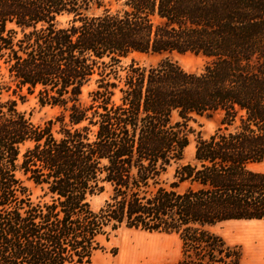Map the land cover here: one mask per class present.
Segmentation results:
<instances>
[{
  "label": "trees",
  "instance_id": "obj_1",
  "mask_svg": "<svg viewBox=\"0 0 264 264\" xmlns=\"http://www.w3.org/2000/svg\"><path fill=\"white\" fill-rule=\"evenodd\" d=\"M133 52L208 61L122 66ZM4 91L62 110L36 124ZM262 161L264 0H0V264H90L122 227L179 235L158 264H242L212 228L264 219Z\"/></svg>",
  "mask_w": 264,
  "mask_h": 264
},
{
  "label": "rangeland",
  "instance_id": "obj_2",
  "mask_svg": "<svg viewBox=\"0 0 264 264\" xmlns=\"http://www.w3.org/2000/svg\"><path fill=\"white\" fill-rule=\"evenodd\" d=\"M125 0H104L107 7L112 10H118L124 7ZM98 9L97 12H100ZM68 17H60V22L64 23ZM166 58H171L177 61L184 69L192 72L201 71L206 62L207 57L202 55H195L193 53L180 54L177 52L171 53H141L133 52L128 57L124 58L121 62L122 66H126L132 60H135L143 65H155ZM94 84L85 90L84 100H87V90L93 88ZM26 93V90L23 91ZM2 98L17 99V109L24 113L34 123H43L48 119L55 118L62 108L60 106L41 105L35 95L27 94L24 101L16 97L11 91H4ZM220 115L216 114L213 117L198 116L190 122L194 129V133L190 134V145L185 150L184 161H193L195 144L197 135L200 133L204 137L212 134L219 124ZM252 169L264 172V161L252 164ZM173 169L170 171V175ZM27 184L34 189L35 194L39 191L34 188L31 182ZM111 193V188L106 185L103 192L95 194L90 197V202L95 210H98L108 199ZM241 223V222H240ZM233 221L219 223L212 229L223 236L227 243L233 242ZM126 236V237H124ZM136 239V240H135ZM102 244L106 248L104 251H98L90 264H154L160 261L173 260L182 256V243L178 234L175 233H162V232H148L140 229H131L122 227L113 233L107 241L105 237L100 238ZM231 245V244H230ZM238 245V244H237ZM241 246V245H240ZM242 247V246H241ZM123 248V249H122ZM123 250L124 255L120 260V252ZM115 253V254H114Z\"/></svg>",
  "mask_w": 264,
  "mask_h": 264
},
{
  "label": "crops",
  "instance_id": "obj_3",
  "mask_svg": "<svg viewBox=\"0 0 264 264\" xmlns=\"http://www.w3.org/2000/svg\"><path fill=\"white\" fill-rule=\"evenodd\" d=\"M227 221H233L235 224H237L234 225V240L229 244H238L242 246L243 254L241 263L264 264V219H231L224 222ZM180 258L160 261L154 264L175 262Z\"/></svg>",
  "mask_w": 264,
  "mask_h": 264
},
{
  "label": "bare ground",
  "instance_id": "obj_4",
  "mask_svg": "<svg viewBox=\"0 0 264 264\" xmlns=\"http://www.w3.org/2000/svg\"><path fill=\"white\" fill-rule=\"evenodd\" d=\"M124 237H126V236H124ZM135 240H136V239H135ZM122 249H123V248H122ZM123 255H124V252H123V250H121V252H120V260H122Z\"/></svg>",
  "mask_w": 264,
  "mask_h": 264
}]
</instances>
